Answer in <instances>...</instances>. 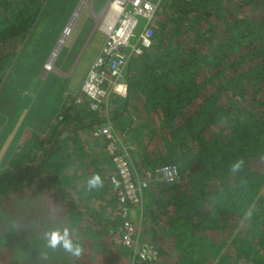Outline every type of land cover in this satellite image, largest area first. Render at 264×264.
<instances>
[{
	"label": "trees",
	"instance_id": "obj_1",
	"mask_svg": "<svg viewBox=\"0 0 264 264\" xmlns=\"http://www.w3.org/2000/svg\"><path fill=\"white\" fill-rule=\"evenodd\" d=\"M46 2L0 0V128L18 105L11 67ZM151 24L153 43L132 55L111 122L135 128L127 148L140 176L149 179L168 162L179 174L145 188L140 233L158 255L134 264H264V0H160ZM102 117V108L69 99L49 133H30L0 165L5 214L12 196H29L28 203L45 192L57 211L87 212L86 235L99 256L46 252L29 237L10 244L12 235L22 237L9 218L1 252L10 255L0 264H131V251L117 241L114 188L87 186L102 160L97 148L106 140L92 135ZM238 158L245 168L231 174ZM75 242L83 246L80 237Z\"/></svg>",
	"mask_w": 264,
	"mask_h": 264
},
{
	"label": "rangeland",
	"instance_id": "obj_2",
	"mask_svg": "<svg viewBox=\"0 0 264 264\" xmlns=\"http://www.w3.org/2000/svg\"><path fill=\"white\" fill-rule=\"evenodd\" d=\"M104 3L105 0H47L28 34V41L22 51L20 49L21 55L11 67L14 78L16 77L14 96L18 97L14 103L18 101V105L0 128V165L5 164L11 156L18 153V142L25 140L30 133L48 131L63 96L65 94L70 96L76 88L88 67L87 64L96 53L95 44L97 46L99 44L96 43L99 28L98 24L96 28L93 27L92 12L99 19V14L96 12ZM73 12H76V15L72 19ZM69 20H71L70 32L54 61V67L61 68L62 71L52 69L46 72L43 70V62L61 34L63 25ZM99 36L103 37L101 34ZM151 179L156 178L152 175L149 181ZM43 194L38 197L39 199L28 200V203L25 200L30 198L29 196L22 201L13 196L5 200L6 209H10L11 214L7 215L0 209V256L10 255L8 251L1 252L3 250L1 247L8 246L6 239L10 237L8 223L11 218L15 231L19 232L22 238L12 235L10 244L29 237L33 239L32 247L39 246L48 250L46 252H52L53 249L48 247V234L52 231L63 232L64 229H68L73 243L78 244L75 239L80 237L84 254L97 258L100 252L98 253L96 248H91L93 243L90 244L91 239L86 235L89 232L86 225L88 221L85 218L87 212L81 215L74 211L66 215L63 211L52 208L46 193ZM39 201H42L41 207L35 204ZM16 204L19 208L14 210ZM94 205L91 207L95 208ZM141 208L142 206L137 207L136 211H133V216L136 212L141 217ZM90 232L92 233V229ZM117 241H120L119 238Z\"/></svg>",
	"mask_w": 264,
	"mask_h": 264
},
{
	"label": "built area",
	"instance_id": "obj_3",
	"mask_svg": "<svg viewBox=\"0 0 264 264\" xmlns=\"http://www.w3.org/2000/svg\"><path fill=\"white\" fill-rule=\"evenodd\" d=\"M160 0H108L105 15L108 17L102 27L105 37L95 59L87 68L74 101L85 99L90 108L100 107L105 98L113 94H126V70L132 55L142 54L153 43L154 29L152 18ZM76 12L72 13V19ZM71 20L62 27L48 56L43 62V69H54V61L71 29ZM141 21V22H140ZM133 38V40H131ZM93 136L105 138V147L113 164V171L107 174L108 183L114 188L118 204L119 240L131 251V264L135 260L151 261L156 259L158 249L149 240L141 236L140 224L133 217L136 207L142 206L143 193L149 184L135 170L129 149L120 144V136L110 124L94 127ZM119 135V136H118ZM119 139V140H118ZM175 163H164L153 170V176L164 182L174 181L178 177Z\"/></svg>",
	"mask_w": 264,
	"mask_h": 264
},
{
	"label": "crops",
	"instance_id": "obj_4",
	"mask_svg": "<svg viewBox=\"0 0 264 264\" xmlns=\"http://www.w3.org/2000/svg\"><path fill=\"white\" fill-rule=\"evenodd\" d=\"M107 1L108 0H105L104 5L101 6V7H99L98 8V11L96 12V13L99 14V19L94 15V12H92L93 18H94L93 27L96 28V25L98 24V28H99V29L97 28L98 29V37H97V41H96V43H99V44H98V46L95 44V50L94 51L96 53L93 56V58L89 61V64H87L88 67L92 63V61L94 60L96 54L99 52V50L101 48V45L103 44V40H104V37H105V33L103 32L102 27L105 26L106 21L108 19V17L105 15V13H106L105 12V8H106L105 7V4H107ZM99 34L103 35V37H100ZM57 66L61 67L60 65H57ZM87 68H86V71H87ZM54 70H56V71H62L61 68H55V67H54ZM86 71H85V73H86ZM85 73L83 74L81 80L77 83L76 88L80 84V82L82 81ZM75 89H74V91H75ZM114 95H118V96L122 97V96L125 95V93L124 94L118 93V94L110 95V98L107 97V98H105V100L102 101V103L100 104L101 107L99 109L102 108L103 115H104V117L106 119V121L103 124H110V125H112V122H111V120H112L111 110L112 109H111V107H112V103L114 101V98H113ZM69 99H71V96H68L66 94H65V96H63L62 102L59 105V109L57 111V114L62 110V108H64L66 106V103H67V101H69ZM118 109H120V108H118ZM118 117H119V122L122 121V110L119 112V116ZM102 119H103V117H102ZM105 119H103V121ZM51 128L52 127L50 126V128L48 129V131L47 132H44L43 134L49 133L50 130H51ZM134 129L135 128L133 126H131L129 128L128 127L125 128V131H123L124 136L123 137L120 136V138H119V139H121L120 140V144L121 145L123 143V145H125L126 147L131 146L130 143H131V138L134 136V134L132 133L134 131ZM114 130L118 134L122 135V127L119 129L118 127H115L114 126ZM100 144H101V146L97 148V151H98V153L100 155H102V160L100 162L98 161L99 163L96 165V168H95L96 170L93 169V171L95 172V174L98 173L102 177L103 184L100 187L102 189L103 186L106 184V176H107V174L109 172L113 171V164H112V162L110 160V157L108 156V153L106 152L105 142L103 141V139H100ZM133 148H135V145H133ZM67 169L69 170L68 172H70V168H67ZM136 209H137V207L134 209V211H136ZM133 217L140 224V228H141V223L139 221V220H141L140 219V216L138 214H136V212H135V216H133Z\"/></svg>",
	"mask_w": 264,
	"mask_h": 264
},
{
	"label": "clouds",
	"instance_id": "obj_5",
	"mask_svg": "<svg viewBox=\"0 0 264 264\" xmlns=\"http://www.w3.org/2000/svg\"><path fill=\"white\" fill-rule=\"evenodd\" d=\"M46 72H48V71H46ZM82 81H83V79H82ZM82 81L80 82L79 86L81 85ZM79 86L75 89V91L74 90L72 91V94H70L71 99L73 98V100H74V94L76 92H78ZM84 101H86V100L84 99L83 102ZM83 102H81V103H83ZM75 103H77V102H75ZM86 103H87L88 107L90 108L89 103L87 101H86ZM77 104H79V103H77ZM100 107H98L97 109L99 110ZM90 109H92V108H90ZM97 109H92V110H97ZM111 127L114 130V127L112 125H111ZM123 131H125V129L122 130V133H123ZM105 149H106V147H105ZM245 164H246V161L243 158H238L237 160H235L233 163L230 164V169H229L230 173L231 174L240 173L242 170H244ZM102 184H103L102 177L98 173L94 174L87 182V186L89 189H93V188L98 189L102 186ZM47 242H48L49 248L57 249L59 247H62L67 253H69L72 256L77 257V258H79L83 253V248L78 244H74L73 241L70 239L68 229H64L63 232H61L60 230L52 231L51 233L48 234ZM124 248H126V247H124Z\"/></svg>",
	"mask_w": 264,
	"mask_h": 264
},
{
	"label": "bare ground",
	"instance_id": "obj_6",
	"mask_svg": "<svg viewBox=\"0 0 264 264\" xmlns=\"http://www.w3.org/2000/svg\"><path fill=\"white\" fill-rule=\"evenodd\" d=\"M70 23H71V21H70Z\"/></svg>",
	"mask_w": 264,
	"mask_h": 264
}]
</instances>
